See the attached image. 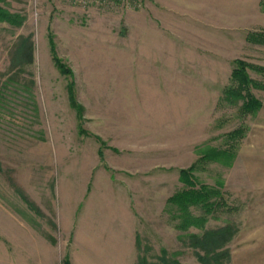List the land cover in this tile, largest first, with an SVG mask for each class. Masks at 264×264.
Masks as SVG:
<instances>
[{"label":"rangeland","instance_id":"rangeland-1","mask_svg":"<svg viewBox=\"0 0 264 264\" xmlns=\"http://www.w3.org/2000/svg\"><path fill=\"white\" fill-rule=\"evenodd\" d=\"M9 261L264 264V0H0Z\"/></svg>","mask_w":264,"mask_h":264},{"label":"trees","instance_id":"trees-1","mask_svg":"<svg viewBox=\"0 0 264 264\" xmlns=\"http://www.w3.org/2000/svg\"><path fill=\"white\" fill-rule=\"evenodd\" d=\"M58 62L59 61L57 60V64ZM235 65H236V69L233 73V80L237 81L244 90L243 95H241L242 101H244L242 109L249 113H252L255 110H259L262 107V105L258 100H256L253 97L251 93V88L252 86L254 87V82L250 79L245 64L239 61L236 62ZM58 67L61 70H63V72H67L64 71L65 69L62 65L61 66L59 65ZM71 101L75 104L72 94H71ZM67 264L70 263L67 262Z\"/></svg>","mask_w":264,"mask_h":264},{"label":"crops","instance_id":"crops-1","mask_svg":"<svg viewBox=\"0 0 264 264\" xmlns=\"http://www.w3.org/2000/svg\"><path fill=\"white\" fill-rule=\"evenodd\" d=\"M8 263H9V264H16L15 262H10V261H9Z\"/></svg>","mask_w":264,"mask_h":264}]
</instances>
